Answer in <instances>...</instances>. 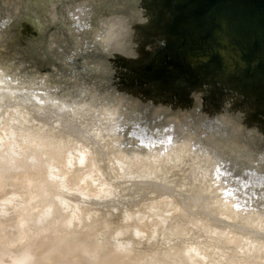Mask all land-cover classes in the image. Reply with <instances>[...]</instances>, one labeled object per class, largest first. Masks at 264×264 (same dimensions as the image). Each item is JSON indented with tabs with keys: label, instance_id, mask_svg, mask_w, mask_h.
<instances>
[{
	"label": "water",
	"instance_id": "obj_1",
	"mask_svg": "<svg viewBox=\"0 0 264 264\" xmlns=\"http://www.w3.org/2000/svg\"><path fill=\"white\" fill-rule=\"evenodd\" d=\"M0 264H264V0H0Z\"/></svg>",
	"mask_w": 264,
	"mask_h": 264
}]
</instances>
